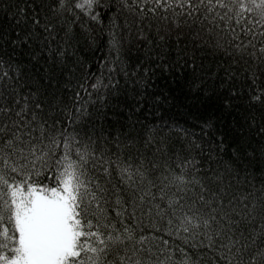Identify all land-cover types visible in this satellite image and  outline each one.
I'll list each match as a JSON object with an SVG mask.
<instances>
[{
    "label": "snow or ice",
    "instance_id": "1",
    "mask_svg": "<svg viewBox=\"0 0 264 264\" xmlns=\"http://www.w3.org/2000/svg\"><path fill=\"white\" fill-rule=\"evenodd\" d=\"M0 264H264V0H0Z\"/></svg>",
    "mask_w": 264,
    "mask_h": 264
}]
</instances>
